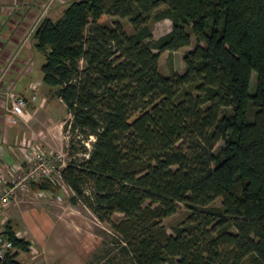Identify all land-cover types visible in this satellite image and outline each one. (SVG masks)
<instances>
[{
    "label": "trees",
    "instance_id": "16d2710c",
    "mask_svg": "<svg viewBox=\"0 0 264 264\" xmlns=\"http://www.w3.org/2000/svg\"><path fill=\"white\" fill-rule=\"evenodd\" d=\"M32 37L69 115L61 180L111 229L88 264H264V0H72ZM192 38L184 71L161 74L160 54ZM5 235L16 252L1 264H24L30 241L8 219Z\"/></svg>",
    "mask_w": 264,
    "mask_h": 264
},
{
    "label": "rangeland",
    "instance_id": "374dc122",
    "mask_svg": "<svg viewBox=\"0 0 264 264\" xmlns=\"http://www.w3.org/2000/svg\"><path fill=\"white\" fill-rule=\"evenodd\" d=\"M21 2H24L26 0H19ZM72 0H44L43 7L46 6V9L43 11V7L39 10V14L35 16L32 20H30V24L26 27L24 30V33H22V36L20 35L18 40L15 42V46L12 48L13 55L8 58L7 62H3L4 65L8 63V69L5 70L4 75H9V73L12 71L14 66L18 63L21 59H24L26 61L23 68H25L26 73L24 74V82L26 88L24 86H19L15 89V91L18 93H22V95H25V91H28V93H31L32 91H35L37 95H43L44 90H49L48 92H45V95L47 96L43 105H42V98L40 101L37 100V117H41L43 120L50 121L52 120L54 123H58L60 120L64 121L69 118L67 116V112L65 109L64 104L59 100L57 94H56V87L54 86H48L44 84L41 80L42 73H41V65L43 64L45 58L44 54L37 50L34 46V39L32 37L31 28L34 26L38 15L42 13V11L45 13L46 16L49 14V11L51 12L50 17L55 20L59 17L62 10L71 2ZM116 17H105V21L110 22L117 20ZM119 20V19H118ZM122 24L124 25V29L127 33L131 32L130 25L125 21L121 20ZM149 27L151 29V33L153 38H158L159 36L165 34L170 30L171 23L169 19H162L159 21H150ZM6 27L0 26L1 33H7L8 29L10 27L17 28L16 25H13L11 21L7 22ZM13 31L12 29H10ZM10 33V32H9ZM195 44L194 39L192 38L191 44L187 47H182L176 51L173 52H163L159 56V72L163 75H167L170 73V70H175L178 73H182L184 71V63H183V55L191 49ZM18 52V53H17ZM15 61V62H14ZM10 65V66H9ZM255 82H256V75L255 72L251 73L250 76V82H249V92L253 93L255 89ZM43 91V92H42ZM27 106L26 108H28ZM30 110V109H29ZM253 112H254V105L252 103V100L249 99L248 106L246 110L245 119L246 121H251L253 119ZM39 115V116H38ZM66 117V118H65ZM17 119V117H13V120ZM42 120V122H43ZM41 121V120H40ZM62 123V125H63ZM30 124V122L28 123ZM20 127V126H19ZM42 127V126H41ZM34 128H37L36 130H41L39 126H36ZM44 131L46 134L48 133L44 126ZM63 130V129H62ZM19 136L20 139L18 140L17 146L15 148H21V149H27L29 146H26V141L29 138V135L32 134L31 129L26 125H21L19 130ZM43 133V131H42ZM50 136H52L51 141H53V144L51 143V147L48 145H45L43 140H39L37 143L39 146L41 145L42 148H47L51 150L53 153H64L66 144H67V137L62 131V133L59 134L58 137H55L54 134L49 133ZM92 139H88L85 143L87 146H90L89 142ZM67 155V154H66ZM75 155H80L79 153H75ZM68 157V156H67ZM65 188V186H64ZM59 189V188H58ZM57 189V190H58ZM49 194L51 197H56V192L50 191ZM61 200L55 201L50 208L49 205L47 208L49 209L51 216L54 218L53 220H56L58 218V212H64V216L66 217L63 221L64 225H60L56 227V230L52 231L48 235H46L44 245H38L36 247L37 251H29V252H19L17 258L28 264H60L59 261H61L62 257L70 255V253L73 251L75 243H79L80 240L83 238L85 240V236L88 237V250L89 255L94 252L98 246L99 242L102 238L106 242H108V245H111V229L110 227L98 221L94 215L80 202H77L76 204H72L70 201V197L72 196V193L69 192L67 189L60 194ZM25 200L20 203L21 208L30 209L33 207L34 200H31L30 197L22 196ZM45 198L44 196L39 197ZM39 198H34L35 200ZM47 200V199H45ZM39 201L40 204L48 203L46 201ZM49 204V203H48ZM215 205H219V201L214 202ZM72 205L73 207H70ZM30 207V208H29ZM60 212V213H61ZM186 211L183 206H180V209L174 213L173 215H170L162 220L164 226L166 227L167 231L169 233H172V227L179 223L183 217L185 216ZM119 215H114L113 219H117ZM7 218V217H6ZM96 242V243H95ZM94 245V247H93ZM96 248V249H95ZM95 249L94 251H92Z\"/></svg>",
    "mask_w": 264,
    "mask_h": 264
},
{
    "label": "crops",
    "instance_id": "0c3cea01",
    "mask_svg": "<svg viewBox=\"0 0 264 264\" xmlns=\"http://www.w3.org/2000/svg\"><path fill=\"white\" fill-rule=\"evenodd\" d=\"M43 3L44 0H26L24 2H21L19 0H0V26L6 27V23L11 21L13 25H16L17 27H10V29H12L13 31L6 28L8 30L6 34L1 33L0 30V172L4 175H11L13 173V164L25 161L26 152H24L21 148H15V146H17L18 140L20 139L19 130L21 125L28 126L32 132V134L29 135V138L26 141H32L35 144L39 145L37 142L39 140H43L45 145H48L49 147H51V143L53 144V141H51L52 136H50L49 133L54 134L55 137H58L59 134L63 131L62 120H60L58 123H54L52 120L46 121L43 120L39 115V117L36 116V114H38L37 100L40 101L41 98H46L47 96L45 95V92H48L49 90H44V92L42 91V97L41 95L39 96L36 94V99L33 102L27 101V106H29L28 108L30 110L26 108L25 113L21 116V118L17 117L16 124L9 125L5 123L2 114L3 110L1 109V104L4 98V91L8 88H12L14 93L24 97H29L30 95L28 91H25L26 86H24V74L26 73V71L23 67L26 64V61H24V59H21L18 62L20 63V65L16 64L9 75H4L5 70H7L9 67L8 63L4 65L3 62H7L8 58L13 53L12 48L15 46V42L18 40L20 35L22 36V33H24L26 27L30 24V20H32L33 18H35V16H37V14H39V10L43 7ZM50 11L49 14L43 17H50ZM18 86L19 88L21 86L25 87V95H22V93H17L15 91ZM44 100L45 99L42 100V105ZM68 116L69 115L67 114L66 117ZM29 122L30 124H28ZM36 126H39L41 130H36L37 128H34ZM43 126L48 132L47 134L44 131ZM43 149L51 152V150L47 148ZM64 186L65 185H61L58 190L56 189L55 191H53L56 192V196H59L60 199L51 197V195L49 194V190H42L38 189L37 187L30 186V190L28 193L29 195H27V197H30L31 200H34L35 204L32 208H21L20 203L25 200L23 197H19L17 201L11 202V204L6 208V217L11 222L14 233L17 236L25 237L30 241L31 245L29 251H37L36 247L44 243L46 235L56 230L57 226L64 225L63 221H66V217L64 216L65 211H60L61 213L58 212V218L56 220H53L54 218L51 216V213L47 208L48 205L51 208L53 206L52 204L55 201H60V194H62V192H64L66 189L71 192L69 188H67L66 186L64 188ZM37 191H42L43 194L45 193V198H39L35 200L31 195L32 193ZM41 200H45L49 204H40L39 201ZM70 207L73 206L70 205ZM87 239L88 237L85 236V240H83L82 238L79 243H75L73 251L70 253V255L62 257L59 263L88 264L87 259L89 250ZM95 249H93L92 251H94ZM24 264L28 263L26 262Z\"/></svg>",
    "mask_w": 264,
    "mask_h": 264
},
{
    "label": "built area",
    "instance_id": "2783aa9c",
    "mask_svg": "<svg viewBox=\"0 0 264 264\" xmlns=\"http://www.w3.org/2000/svg\"><path fill=\"white\" fill-rule=\"evenodd\" d=\"M43 8L44 11L46 6ZM43 11L36 19L30 33L45 15V11ZM3 97L1 109L3 110L4 122L13 125L16 124V119L13 120V117L21 118L25 113L27 101L33 102L36 99V92L32 91L29 97H24L14 93L12 88H8L4 91ZM26 146H29L28 150L22 149L26 152L25 161L13 164L11 175H4L0 172V264L6 253L16 252L11 240L5 235L6 208L11 202L17 201L19 197L29 195L32 183L39 182L41 179L47 180L52 185H64L61 180V170L68 162L67 155L48 152L32 141H26ZM44 194L42 191H37L31 196L39 198L45 196ZM55 198L60 199L59 196Z\"/></svg>",
    "mask_w": 264,
    "mask_h": 264
}]
</instances>
